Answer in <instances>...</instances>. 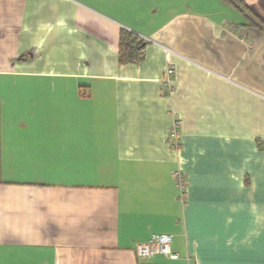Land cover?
I'll use <instances>...</instances> for the list:
<instances>
[{
    "label": "crops",
    "instance_id": "obj_1",
    "mask_svg": "<svg viewBox=\"0 0 264 264\" xmlns=\"http://www.w3.org/2000/svg\"><path fill=\"white\" fill-rule=\"evenodd\" d=\"M188 256L264 264V0H0V264Z\"/></svg>",
    "mask_w": 264,
    "mask_h": 264
},
{
    "label": "built area",
    "instance_id": "obj_2",
    "mask_svg": "<svg viewBox=\"0 0 264 264\" xmlns=\"http://www.w3.org/2000/svg\"><path fill=\"white\" fill-rule=\"evenodd\" d=\"M173 73L169 71L165 80V88L167 91H172ZM181 121L176 120L168 134V144L173 150L181 149ZM173 179L178 190L177 200L183 205L188 204V181L185 174L180 170L173 173ZM172 235H156L150 241L139 243L135 246L137 258L140 261L151 259L155 256H163L169 260H178L179 254L173 249ZM187 264H195L193 257H187Z\"/></svg>",
    "mask_w": 264,
    "mask_h": 264
},
{
    "label": "trees",
    "instance_id": "obj_3",
    "mask_svg": "<svg viewBox=\"0 0 264 264\" xmlns=\"http://www.w3.org/2000/svg\"><path fill=\"white\" fill-rule=\"evenodd\" d=\"M144 49L145 41L143 39L132 32L121 31L119 42L120 64L125 65L141 61L144 58Z\"/></svg>",
    "mask_w": 264,
    "mask_h": 264
}]
</instances>
